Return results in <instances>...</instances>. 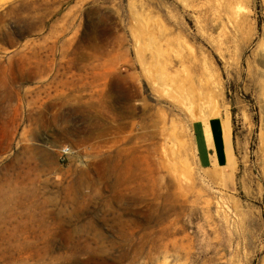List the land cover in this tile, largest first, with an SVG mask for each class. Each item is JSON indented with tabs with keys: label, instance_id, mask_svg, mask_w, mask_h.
Listing matches in <instances>:
<instances>
[{
	"label": "rangeland",
	"instance_id": "1",
	"mask_svg": "<svg viewBox=\"0 0 264 264\" xmlns=\"http://www.w3.org/2000/svg\"><path fill=\"white\" fill-rule=\"evenodd\" d=\"M0 264H264V0H0Z\"/></svg>",
	"mask_w": 264,
	"mask_h": 264
},
{
	"label": "crops",
	"instance_id": "2",
	"mask_svg": "<svg viewBox=\"0 0 264 264\" xmlns=\"http://www.w3.org/2000/svg\"><path fill=\"white\" fill-rule=\"evenodd\" d=\"M191 132L192 150L200 170H212L227 165L226 151L233 149L232 134L229 144L228 136L219 122H211L206 126L204 122L196 121L192 124Z\"/></svg>",
	"mask_w": 264,
	"mask_h": 264
},
{
	"label": "built area",
	"instance_id": "3",
	"mask_svg": "<svg viewBox=\"0 0 264 264\" xmlns=\"http://www.w3.org/2000/svg\"><path fill=\"white\" fill-rule=\"evenodd\" d=\"M72 153V151L69 148H62L59 152L60 158L62 160H64L65 158H67L68 156H70Z\"/></svg>",
	"mask_w": 264,
	"mask_h": 264
},
{
	"label": "bare ground",
	"instance_id": "4",
	"mask_svg": "<svg viewBox=\"0 0 264 264\" xmlns=\"http://www.w3.org/2000/svg\"><path fill=\"white\" fill-rule=\"evenodd\" d=\"M238 8V7H237ZM206 119H208V118H206ZM207 121V120H206ZM217 121V120H216ZM207 125V124H206ZM231 152V151H230ZM229 152V150L227 149V151H226V153H227V162L228 161H230V159H231V153ZM229 159V160H228Z\"/></svg>",
	"mask_w": 264,
	"mask_h": 264
}]
</instances>
